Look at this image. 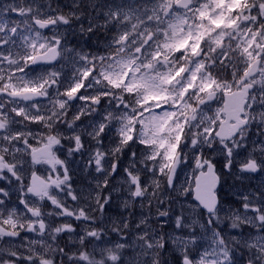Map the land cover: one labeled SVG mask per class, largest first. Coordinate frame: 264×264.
Segmentation results:
<instances>
[{
  "label": "snow or ice",
  "instance_id": "snow-or-ice-1",
  "mask_svg": "<svg viewBox=\"0 0 264 264\" xmlns=\"http://www.w3.org/2000/svg\"><path fill=\"white\" fill-rule=\"evenodd\" d=\"M0 182V264H264V0H0Z\"/></svg>",
  "mask_w": 264,
  "mask_h": 264
},
{
  "label": "rangeland",
  "instance_id": "rangeland-1",
  "mask_svg": "<svg viewBox=\"0 0 264 264\" xmlns=\"http://www.w3.org/2000/svg\"><path fill=\"white\" fill-rule=\"evenodd\" d=\"M71 2H72V0H54V3H59V5L61 7H64L65 10H67V7L71 4ZM83 22L85 25H87V20H84ZM76 28L78 29V25H76ZM66 39H67L68 44L72 47H79V48H83L84 50L95 51L98 46L94 41L97 39H103V36L101 35L98 38L97 37L89 38L87 36H82L78 31L73 32L72 30H70L69 33L67 34ZM205 151H206V154H208L209 159H213L215 162L218 163V165H219L218 171L223 172L224 171L223 166H222L223 157H221L219 155L213 156L210 154L209 150H205ZM76 159L79 160L80 159L79 156H77ZM40 167H41V174H46V173H43V167L44 166H40ZM73 167L75 168L76 165L73 164ZM238 169H239V165H238ZM252 175L254 177L252 179H240L243 181V184H244L243 187H235V188H229V189L227 188L226 193H229L228 197L233 195L234 198L238 199L239 196H241L247 192H250L253 189L258 188L260 186L262 178L260 175H257V176L255 174H252ZM191 177H192V167L188 166V165H182L181 169L178 170V174L176 176V183L182 184L186 180L188 182H191ZM230 179H232V178H230ZM5 183L6 182H0V184H5ZM224 191H225V188L223 187L221 190V195L223 193H225ZM13 200H15V194H13ZM240 203H241V201H240ZM240 203L238 204V206L240 205ZM230 204H231V202H228L227 204H224L223 206L225 208H227V207L234 208ZM235 208H237V207H235ZM118 211H119V209L117 207L113 206L110 209V214L115 215V213ZM153 211H155V209H153ZM241 211H242V209H241ZM139 212H140V209H139V206L137 205V207H136L137 215H139ZM73 224L75 226L76 222L73 221ZM223 227L225 230H227V224H225ZM77 231L79 232V228L77 229ZM233 234H237L235 232V230H233ZM22 235H25V234H22ZM66 240H67V236L62 234V242L66 241ZM166 259H168L170 261L171 257L166 254Z\"/></svg>",
  "mask_w": 264,
  "mask_h": 264
},
{
  "label": "flooded vegetation",
  "instance_id": "flooded-vegetation-1",
  "mask_svg": "<svg viewBox=\"0 0 264 264\" xmlns=\"http://www.w3.org/2000/svg\"><path fill=\"white\" fill-rule=\"evenodd\" d=\"M254 132H255V128L253 129V133ZM253 138L255 139L256 137L253 136ZM215 163H216V166L218 167L219 166L218 163L217 162H215ZM234 171H238V164L235 166ZM255 175L257 176L258 174H255ZM230 178H232V179H230ZM243 185H244L243 181L236 179V177L234 175L233 176L226 175L223 178L222 185H221L222 188L223 187L225 188V191H224L225 193L220 195V200H221L222 204L224 205V204H227L228 202H231V204H230L231 206H233L234 208L238 207V204L240 203V201L237 198H234L233 195L228 197L229 193H226V190H227V188L229 189V188H235V187H243Z\"/></svg>",
  "mask_w": 264,
  "mask_h": 264
}]
</instances>
